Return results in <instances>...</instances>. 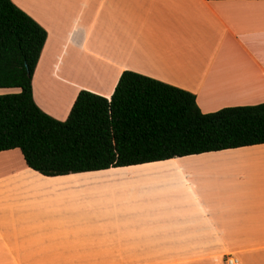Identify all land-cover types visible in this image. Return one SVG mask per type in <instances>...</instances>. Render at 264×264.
<instances>
[{"label": "crops", "instance_id": "crops-1", "mask_svg": "<svg viewBox=\"0 0 264 264\" xmlns=\"http://www.w3.org/2000/svg\"><path fill=\"white\" fill-rule=\"evenodd\" d=\"M13 1L48 31L33 92L59 120L81 90L110 99L126 70L194 93L204 113L264 103V0H41V11ZM92 37L108 74L88 85L50 70L68 99L58 112L38 81L41 63L60 42L74 54ZM228 258L264 264V144L53 177L18 148L0 152V264Z\"/></svg>", "mask_w": 264, "mask_h": 264}, {"label": "trees", "instance_id": "trees-1", "mask_svg": "<svg viewBox=\"0 0 264 264\" xmlns=\"http://www.w3.org/2000/svg\"><path fill=\"white\" fill-rule=\"evenodd\" d=\"M48 31L0 0V152L20 149L45 176L140 165L264 144V103L204 113L194 93L126 70L111 98L81 90L68 118L35 101L33 77Z\"/></svg>", "mask_w": 264, "mask_h": 264}, {"label": "rangeland", "instance_id": "rangeland-1", "mask_svg": "<svg viewBox=\"0 0 264 264\" xmlns=\"http://www.w3.org/2000/svg\"><path fill=\"white\" fill-rule=\"evenodd\" d=\"M23 2L35 6L37 10H42L43 5L41 4V0H22ZM96 28H98L96 26ZM95 28V29H96ZM67 33V32H66ZM97 33V30L92 31V35L94 36ZM113 42V40H112ZM85 43V42H84ZM87 43V44H86ZM85 45L83 44L80 46V48L77 50L76 53L71 54L69 53L64 55V45L62 42H60L55 48V57H52L51 61H48L47 59H44L41 63L40 69H39V78L38 81L43 82L46 81L47 87L50 91L49 98H50V104H52V107L57 110L58 112H62V108L66 107L68 104V99L65 101V98L61 97L60 88L55 84L54 79L50 78V70H53L58 65V69L60 68L62 73H65L67 79H73L74 81H77L79 83L88 84V85H97L99 82H101V78H103L102 75H107L105 71L102 70L103 65L107 64V60L102 61L98 58V55H95L94 53V47H95V38H90L89 41H86ZM95 50L100 53L99 55L107 58H111L112 56L109 54V51L102 45H99ZM63 53V56H61ZM58 59H60V63L58 64ZM105 62V63H104ZM95 65L97 67H95ZM101 69L99 70V68ZM96 74V76L92 72ZM81 72L85 73H91L92 77L90 76L89 79H75L74 76H80ZM47 77L46 79L43 78ZM70 76V77H69ZM80 78V77H79ZM19 92V88H0V95L5 93H14ZM47 93V92H46ZM57 94L58 99L60 102H57L55 100L54 96ZM64 121V120H62Z\"/></svg>", "mask_w": 264, "mask_h": 264}, {"label": "bare ground", "instance_id": "bare-ground-1", "mask_svg": "<svg viewBox=\"0 0 264 264\" xmlns=\"http://www.w3.org/2000/svg\"><path fill=\"white\" fill-rule=\"evenodd\" d=\"M105 59V58H104ZM105 63V62H104ZM95 67H97L96 65H95ZM100 67V66H99ZM101 69V67L99 68V70ZM95 75L96 76V74L94 73V71L92 72V75ZM81 75H82V77H84V78H86V79H89V77L91 76L92 77V75H91V73H85V72H81ZM78 77V76H77ZM77 77L75 78V76H74V78L75 79H77ZM80 77V76H79ZM81 77V78H82ZM80 79V78H79ZM83 79V78H82Z\"/></svg>", "mask_w": 264, "mask_h": 264}, {"label": "built area", "instance_id": "built-area-1", "mask_svg": "<svg viewBox=\"0 0 264 264\" xmlns=\"http://www.w3.org/2000/svg\"><path fill=\"white\" fill-rule=\"evenodd\" d=\"M228 264H238V260L236 258H228Z\"/></svg>", "mask_w": 264, "mask_h": 264}]
</instances>
